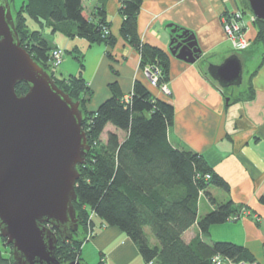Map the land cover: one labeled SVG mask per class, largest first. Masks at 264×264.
Wrapping results in <instances>:
<instances>
[{
  "label": "trees",
  "instance_id": "trees-1",
  "mask_svg": "<svg viewBox=\"0 0 264 264\" xmlns=\"http://www.w3.org/2000/svg\"><path fill=\"white\" fill-rule=\"evenodd\" d=\"M140 3L141 0H120L119 32L139 52L141 67L159 70L157 85H160L168 80L169 55L141 41L136 25ZM244 9H248L245 2L243 12ZM13 14L20 45L49 72L59 88L79 101L82 128L90 145L85 163L77 166L79 178L73 206L79 233L64 242L58 237L56 259L62 264L73 261L87 264L80 256L81 245L88 231L93 234L94 219H98L124 232L147 264H213L214 255H220L223 262L230 264H261L241 244L204 240L210 234V226L238 219L242 215L241 207L230 199L216 201L212 197L209 187L227 191L229 185L201 154L171 145L167 132L173 123L174 109L168 100L154 96L144 83L135 80L127 100L113 86L110 96L96 110L89 111L86 104L91 90L81 72L62 76L56 74L57 69L54 73L50 70L49 54L55 46H51L41 29H29L27 20H33L41 28L48 27L51 33L79 36L89 43L112 46L116 39L110 33L103 7H97L89 15L81 0H22ZM253 26L255 36L246 50L261 54L264 60V22L256 18ZM178 35L185 38L193 33L172 25L171 48L181 40ZM78 60L82 66L81 59ZM227 90L223 88V94ZM26 91L25 83L15 86L17 95ZM107 124L123 132L124 137L120 139L116 132L108 131L103 141L101 134ZM201 192L213 208L198 217ZM195 223L198 233L186 242L182 235ZM146 227L155 244L147 237ZM1 242L5 239L0 237ZM5 247L8 249L0 247V264H13L12 247L8 244ZM95 264H105L103 257Z\"/></svg>",
  "mask_w": 264,
  "mask_h": 264
},
{
  "label": "crops",
  "instance_id": "crops-1",
  "mask_svg": "<svg viewBox=\"0 0 264 264\" xmlns=\"http://www.w3.org/2000/svg\"><path fill=\"white\" fill-rule=\"evenodd\" d=\"M81 3L89 15L97 7H103L115 43L112 46L89 43L79 36L67 37L60 32L62 35H56L57 32L51 33L48 27H40L48 30L43 35L51 46L71 56L62 58L56 74L67 76L81 72L91 90L86 104L89 111L96 110L110 96L113 86L123 97L129 96L135 80L144 83L154 96L168 100L174 109L173 123L167 132L171 145L201 154L229 185L227 191L209 187L212 197L216 201L230 199L241 207L242 215L238 219L210 226V234L204 240L241 244L264 264V60L252 50H234L221 22L225 12L242 10L243 0H141L136 17L137 32L141 41L169 55L168 95L149 83L140 65L139 52L121 36L120 0H81ZM244 13L247 21L250 12L244 9ZM247 23L246 36L252 40L256 30L253 24ZM174 24L190 30L195 37L201 54L193 63L169 52ZM232 55L241 62L238 85H243L242 91L233 89L238 85L221 86L207 69ZM254 56L257 64L251 70L247 66ZM223 88L230 91L225 95ZM108 131L116 132L120 139L124 137L123 132L120 136L121 131L107 124L102 132L106 135L101 134V139H106ZM204 196L201 192L198 217L213 208ZM94 223L93 234L81 245L80 256L85 257L81 256L87 264H95L100 257L105 264H147L124 232L98 219H94ZM197 233L195 223L182 237L188 242ZM150 242L155 244L154 239Z\"/></svg>",
  "mask_w": 264,
  "mask_h": 264
},
{
  "label": "water",
  "instance_id": "water-1",
  "mask_svg": "<svg viewBox=\"0 0 264 264\" xmlns=\"http://www.w3.org/2000/svg\"><path fill=\"white\" fill-rule=\"evenodd\" d=\"M244 2L264 22V0ZM13 15L10 0H0V237L12 247L13 264H62L54 251L58 237L64 242L79 233L77 166L90 145L79 101L20 45ZM177 38L170 54L193 63L201 54L195 37ZM208 71L221 86L241 81L236 55ZM20 83L27 91L17 95Z\"/></svg>",
  "mask_w": 264,
  "mask_h": 264
},
{
  "label": "built area",
  "instance_id": "built-area-1",
  "mask_svg": "<svg viewBox=\"0 0 264 264\" xmlns=\"http://www.w3.org/2000/svg\"><path fill=\"white\" fill-rule=\"evenodd\" d=\"M244 12L240 9H236L233 11H227L221 16L222 22V29L223 32L231 43L234 50L242 51L249 47L250 40L246 36V30L248 28V23L253 24L254 20L256 19L254 15L251 13L247 16V21L244 18ZM63 49L59 47H55L50 51L49 54V68L54 73L57 67L60 65L62 58H63ZM145 77L148 79L149 83L152 86L157 87L163 95H168L170 93L166 82L157 85L159 79V70L157 68H152L150 66H146L144 68ZM129 96L124 97L125 100L128 99ZM208 178L209 175H206ZM235 219L236 217H232ZM88 238V236H87ZM230 264V261H228ZM213 264H223L222 258L220 255L213 256ZM238 264H247L240 262ZM252 264V263H251Z\"/></svg>",
  "mask_w": 264,
  "mask_h": 264
},
{
  "label": "rangeland",
  "instance_id": "rangeland-1",
  "mask_svg": "<svg viewBox=\"0 0 264 264\" xmlns=\"http://www.w3.org/2000/svg\"><path fill=\"white\" fill-rule=\"evenodd\" d=\"M21 1L22 0H10V5H11V9H12V11H13V13H14V11H15V9H17V8H19V6H20V4H21ZM248 10V9H247ZM27 24H28V26H29V29H31V30H33V29H40V26L39 25H37L36 24V22H34V21H32V20H30V19H28L27 20ZM41 31L43 32V33H47L48 32V30H45V29H41ZM55 33V32H54ZM56 35H62V34H60V33H56ZM62 37H64V36H62ZM231 44V43H230ZM64 51V50H63ZM63 57L64 58H71V56H70V54L68 53V52H66V51H64V53H63ZM257 64V57L256 56H254L253 57V61L251 60V64L249 65V67L247 66V68H251V70L254 68V66ZM58 68H59V66H58ZM209 67H207V69H208ZM243 78L245 79L246 78V76H247V69L245 68L244 69V71H243ZM243 85H238V86H236V87H233V89H235V90H240V91H242L243 90V87H242ZM228 91H230V90H227V92ZM106 135V133L104 132V133H102V137H104ZM120 136H123V133L122 132H120ZM105 139V138H104ZM102 140H103V138H102ZM104 141V140H103ZM203 198H205V196L203 197ZM145 232H146V234H147V237L148 238H150V240H152V239H154V237H153V235L151 234V232H150V230H149V228L148 227H146L145 228ZM90 235H92L91 234V232L90 231H88L87 232V234H86V236H88V237H90ZM154 241H155V243H156V240L154 239ZM6 246V243L4 242H1L0 243V247L2 248V250H4V249H8L7 247H5ZM83 258H85L83 255H81ZM92 264H94V263H92Z\"/></svg>",
  "mask_w": 264,
  "mask_h": 264
},
{
  "label": "bare ground",
  "instance_id": "bare-ground-1",
  "mask_svg": "<svg viewBox=\"0 0 264 264\" xmlns=\"http://www.w3.org/2000/svg\"><path fill=\"white\" fill-rule=\"evenodd\" d=\"M152 64V63H151Z\"/></svg>",
  "mask_w": 264,
  "mask_h": 264
}]
</instances>
